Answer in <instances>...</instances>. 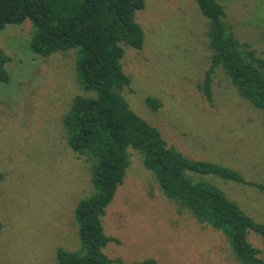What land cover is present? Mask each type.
<instances>
[{
	"label": "rangeland",
	"instance_id": "obj_1",
	"mask_svg": "<svg viewBox=\"0 0 264 264\" xmlns=\"http://www.w3.org/2000/svg\"><path fill=\"white\" fill-rule=\"evenodd\" d=\"M218 1L238 38L264 58V0ZM136 17L144 44L124 46L131 82L121 90L134 111L187 156L217 161L264 184L263 111L239 95L222 67L213 72L211 101L200 88L212 62L210 20L197 0H146ZM33 34L31 19L0 31L11 77L0 82V264H57L58 248L80 251L75 208L96 189L92 160L72 149L64 125L76 95H95L78 75L80 50L37 54ZM128 152L125 179L103 217L111 237L104 251L113 264L149 258L156 264H242L220 230L164 193L143 151L129 146ZM199 177L264 223V190ZM248 239L264 257V236L249 230Z\"/></svg>",
	"mask_w": 264,
	"mask_h": 264
},
{
	"label": "trees",
	"instance_id": "obj_2",
	"mask_svg": "<svg viewBox=\"0 0 264 264\" xmlns=\"http://www.w3.org/2000/svg\"><path fill=\"white\" fill-rule=\"evenodd\" d=\"M209 18L212 67L200 88L213 99L216 67L230 76L239 95L264 113V58L241 41L226 19L218 0H197ZM146 0H0V31L9 23L31 19V49L43 56L78 47V75L83 87L95 95L75 96L64 117L69 144L92 160L95 192L75 208L81 249H57V264H113L104 247L111 239L104 230L107 206L123 183L130 165L128 147L144 152L145 165L155 174L164 193L180 203L202 223L220 230L235 258L242 264H264L260 249L248 239L249 230L264 236V223L250 216L214 182L199 176L214 175L264 190L239 170L217 161L195 159L169 144L160 128L139 115L121 90L131 78L123 67L125 45L141 48L145 32L136 14ZM10 61L0 45V82L10 81ZM154 108L160 102L148 98ZM199 175V176H198ZM4 174L0 172V181ZM2 228V221H0ZM119 264H156L155 259Z\"/></svg>",
	"mask_w": 264,
	"mask_h": 264
}]
</instances>
